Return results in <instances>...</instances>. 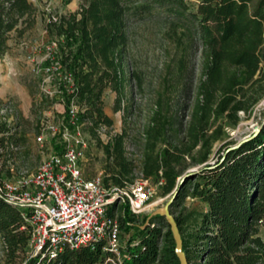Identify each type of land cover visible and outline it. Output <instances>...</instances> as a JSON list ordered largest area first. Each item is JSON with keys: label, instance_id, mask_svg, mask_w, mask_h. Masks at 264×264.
<instances>
[{"label": "trees", "instance_id": "1", "mask_svg": "<svg viewBox=\"0 0 264 264\" xmlns=\"http://www.w3.org/2000/svg\"><path fill=\"white\" fill-rule=\"evenodd\" d=\"M79 1L78 10L61 14L58 21L52 19L53 14L45 19V11L42 20L49 36L63 40L59 53L64 67L74 73L78 99L86 107L83 119L90 121L92 137L97 136L98 127L113 125L103 110L102 96L108 88L117 94L114 110L123 108L130 19L158 14L175 31L181 29L179 42L201 40L203 77L189 118L184 125L182 118L164 109L160 99L144 132L141 174L163 180V195L177 190L172 207L189 192L208 204L191 232L185 230V220L174 216L188 264H264L260 233L264 225V118L259 132L222 144L214 163L209 162L224 135L221 119L234 125L241 112L251 116L264 99V0H199L195 10L187 0ZM39 14L41 10L31 0H0V56L8 51L13 31L23 37L38 25ZM126 133L125 129L108 143H100L105 152L106 185L124 186L135 180L137 166L127 155ZM17 135L11 123L0 121V176L12 175L8 163L16 162L19 154ZM189 164L202 167L185 178ZM123 207L121 227L137 231L129 235L119 264H181L165 217L154 216L147 223L148 216H143L137 225L139 218L126 204ZM23 212L0 195L3 264H105L113 256L103 250L105 242L99 241L95 248L67 249L57 259L31 257L30 229Z\"/></svg>", "mask_w": 264, "mask_h": 264}, {"label": "rangeland", "instance_id": "2", "mask_svg": "<svg viewBox=\"0 0 264 264\" xmlns=\"http://www.w3.org/2000/svg\"><path fill=\"white\" fill-rule=\"evenodd\" d=\"M41 10L38 25L29 30L23 37H17L13 31L10 35L9 49L0 56V121L5 115L11 120V125L17 129L20 146L16 162H9L8 167L14 173H32L41 160L48 155L46 143H41L37 137L42 133V126L47 120L59 122L63 105L57 98H44L42 92L43 75L36 70L46 64L48 47L55 46L57 52L63 45L61 38L49 36L43 22L49 14L59 15L60 11L76 8L75 0H31ZM191 10H195L199 0H187ZM70 6V7H69ZM181 29L175 31L166 18L154 14L151 18L130 19L127 26L129 35L126 46L125 69L127 76L126 92L123 108L115 111L116 92L108 88L102 96L104 113L113 120V125L107 130L98 127L97 136L92 137L88 130L89 123L84 129L89 134L86 149L85 173L93 176L104 172L105 152L103 145L116 134L126 133V151L130 159L136 163L135 179H142L141 163L144 152V132L149 123L152 111L162 99L164 109L182 118L184 125L189 118L191 108L197 98V90L203 77L204 49L201 40L179 42ZM5 103L10 104V110L1 113ZM241 119L231 124L221 119L225 126L224 135L214 148L210 163H214L215 153L222 144H233L254 131L264 118V99L254 108L251 116L242 112ZM87 122V121H86ZM202 165L189 164L183 176L189 172L197 174ZM6 176V172L3 174ZM158 197L165 198L159 207L164 206L174 196L163 195L159 180L150 179ZM191 183V186H193ZM192 191V189H191ZM124 203L118 205L119 216L124 215ZM159 207L157 209H159ZM173 216L185 220V230L191 232L201 222V216L208 210V204L201 199L189 195L170 208ZM136 217V216H135ZM142 217L136 220L138 225ZM164 226V224H163ZM137 230L121 227V242L126 244L129 235ZM167 227L163 228V233ZM264 238V225L260 229ZM5 252L0 242V264L5 261Z\"/></svg>", "mask_w": 264, "mask_h": 264}, {"label": "built area", "instance_id": "3", "mask_svg": "<svg viewBox=\"0 0 264 264\" xmlns=\"http://www.w3.org/2000/svg\"><path fill=\"white\" fill-rule=\"evenodd\" d=\"M60 15H52V19L58 21ZM48 51L46 64L36 70L43 75L44 98L60 100L62 116L59 122L47 120L37 137L46 143L48 155L32 173L15 174L12 169L11 176H0V195L24 210L31 257L57 259L67 249L95 248L104 241L103 250L113 254L105 264H119L125 245L120 238L118 205L126 204L132 215L143 218L157 210L165 198L155 197L154 186L142 174V179L119 186L106 185L103 171L93 176L85 173L89 134L84 127L91 123L83 119L86 107L78 99L74 73L64 67L56 44ZM9 110L10 104L5 103L1 113ZM3 119L11 123L5 115Z\"/></svg>", "mask_w": 264, "mask_h": 264}, {"label": "water", "instance_id": "4", "mask_svg": "<svg viewBox=\"0 0 264 264\" xmlns=\"http://www.w3.org/2000/svg\"><path fill=\"white\" fill-rule=\"evenodd\" d=\"M260 130V126H257L253 132L257 133ZM250 137V135H248L247 137L243 138L246 139ZM189 175H195L192 172H189L188 175L184 176L185 178H187ZM174 196L172 197V199L170 201H168L166 204H164V206L159 207V209L155 210L154 212H152L148 218H147V223H149V220L154 217V216H163L165 217L166 221H168L170 227H171V231L172 234L176 240V252L180 258L181 264H188L187 261V256L185 251H183V238L181 236L180 230H179V226H178V222L177 220H175V217L173 216V214L171 213V206L177 196V190L174 192Z\"/></svg>", "mask_w": 264, "mask_h": 264}, {"label": "crops", "instance_id": "5", "mask_svg": "<svg viewBox=\"0 0 264 264\" xmlns=\"http://www.w3.org/2000/svg\"><path fill=\"white\" fill-rule=\"evenodd\" d=\"M74 2H76V4H77V5H76V8H74V9H69V8L67 7V8H66V11H65V10H63V11L61 10L60 13L66 15V14L73 13L74 11L78 10L79 7H80V6H79L80 1H79V0H75ZM69 7H70V6H69Z\"/></svg>", "mask_w": 264, "mask_h": 264}]
</instances>
